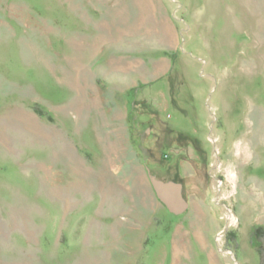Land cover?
<instances>
[{"label":"rangeland","instance_id":"1","mask_svg":"<svg viewBox=\"0 0 264 264\" xmlns=\"http://www.w3.org/2000/svg\"><path fill=\"white\" fill-rule=\"evenodd\" d=\"M258 227L264 0H0V264H264Z\"/></svg>","mask_w":264,"mask_h":264},{"label":"water","instance_id":"2","mask_svg":"<svg viewBox=\"0 0 264 264\" xmlns=\"http://www.w3.org/2000/svg\"><path fill=\"white\" fill-rule=\"evenodd\" d=\"M158 198L175 214H182L189 208V202L183 195V184L175 181L165 182L151 177Z\"/></svg>","mask_w":264,"mask_h":264},{"label":"crops","instance_id":"3","mask_svg":"<svg viewBox=\"0 0 264 264\" xmlns=\"http://www.w3.org/2000/svg\"><path fill=\"white\" fill-rule=\"evenodd\" d=\"M113 71H115V72H118V73H116V74H114L116 77L115 78H117V79H115L114 81L116 82V84H117V89L118 88H120L119 87V85L121 84V83H125V78H124V73H120V72H122L123 70L122 69H119V68H113ZM122 80H124V81H122ZM124 87H125V85H124ZM124 87H123V90H122V93H124ZM116 122L112 125L113 127H115V130L117 129V131L118 130H121V129H125L126 128V125H125V118H120V117H117L116 118V120H115ZM183 195H184V193H183ZM185 197V196H184ZM189 209V208H188ZM187 209V210H188ZM187 210L185 211V212H187ZM170 211V210H169ZM171 212V211H170ZM184 212V213H185ZM173 213V212H172ZM175 214V213H174ZM183 214V213H182ZM179 215V214H178Z\"/></svg>","mask_w":264,"mask_h":264},{"label":"trees","instance_id":"4","mask_svg":"<svg viewBox=\"0 0 264 264\" xmlns=\"http://www.w3.org/2000/svg\"><path fill=\"white\" fill-rule=\"evenodd\" d=\"M255 230V235L258 237L264 234V231L261 227H258V229L256 228Z\"/></svg>","mask_w":264,"mask_h":264},{"label":"flooded vegetation","instance_id":"5","mask_svg":"<svg viewBox=\"0 0 264 264\" xmlns=\"http://www.w3.org/2000/svg\"><path fill=\"white\" fill-rule=\"evenodd\" d=\"M168 171L170 172V169H168L166 172H168ZM156 178H158V179H160V180H163V181H170V180H171V179H167V180H166V179L160 178V177H158V176H157ZM172 181H175V182H181V181H179V180H176V178H175L174 180H172Z\"/></svg>","mask_w":264,"mask_h":264}]
</instances>
